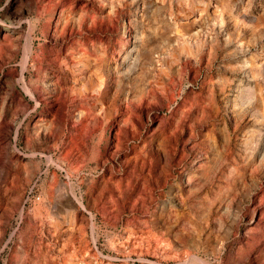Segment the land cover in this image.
I'll list each match as a JSON object with an SVG mask.
<instances>
[{
	"label": "rangeland",
	"instance_id": "rangeland-1",
	"mask_svg": "<svg viewBox=\"0 0 264 264\" xmlns=\"http://www.w3.org/2000/svg\"><path fill=\"white\" fill-rule=\"evenodd\" d=\"M241 1L0 0V264H264V0Z\"/></svg>",
	"mask_w": 264,
	"mask_h": 264
},
{
	"label": "bare ground",
	"instance_id": "bare-ground-1",
	"mask_svg": "<svg viewBox=\"0 0 264 264\" xmlns=\"http://www.w3.org/2000/svg\"><path fill=\"white\" fill-rule=\"evenodd\" d=\"M242 1L241 0H228V3H227V5H228V9H230V13H228L229 14V16H230V18H235V19H240L241 18V13H242V3H241ZM218 5V4H217ZM141 6V5H140ZM198 7V6H197ZM194 12V11H193ZM209 12V11H208ZM228 12V11H227ZM198 13V12H197ZM190 14V13H189ZM202 15V14H201ZM198 16V15H197ZM208 16H209V14H208ZM194 15L193 16H191V15H187V16H185L184 18H183V20H185V22L184 23H195V21H196V19H195V21H194ZM182 20V19H181ZM232 20V19H231ZM197 21H198V19H197ZM58 22H60L59 21V18L56 20V22H55V26H58V25H56V23H58ZM181 22H183V21H181ZM217 22V21H216ZM183 23V24H184ZM193 23V24H194ZM228 23H230V22H228ZM232 23V22H231ZM213 24V23H212ZM233 24V23H232ZM235 24V23H234ZM239 25V24H238ZM186 26V25H185ZM181 27H182V25H181ZM176 29V28H175ZM192 33L193 34H195L196 33V31H194V29L192 30ZM172 36H173V38H175V40H179V39H181L180 38V36L177 34V31H176V34H172ZM182 39H183V37H182ZM241 43V42H240ZM181 44V43H180ZM179 44V45H180ZM170 47V46H169ZM260 49V48H259ZM261 50H264V48H262ZM257 53V52H256ZM260 55H261V52H260ZM259 55V56H260ZM257 58H258V56H257ZM256 58V59H257ZM81 64V63H80ZM87 66V65H86ZM255 66V65H254ZM81 69H85V67H81ZM82 73V72H81ZM248 73V72H247ZM236 89H237V87H236ZM242 90V89H241ZM239 91V90H238ZM239 94V93H238ZM237 94V95H238ZM235 97V96H234ZM191 169H192V167H191ZM185 172H187L186 170H185ZM188 175V174H187Z\"/></svg>",
	"mask_w": 264,
	"mask_h": 264
}]
</instances>
